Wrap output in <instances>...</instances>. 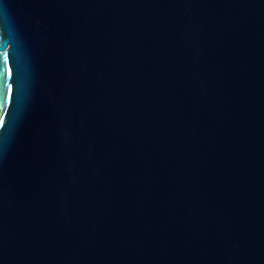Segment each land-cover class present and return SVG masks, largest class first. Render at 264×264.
I'll list each match as a JSON object with an SVG mask.
<instances>
[{
    "label": "water",
    "instance_id": "obj_1",
    "mask_svg": "<svg viewBox=\"0 0 264 264\" xmlns=\"http://www.w3.org/2000/svg\"><path fill=\"white\" fill-rule=\"evenodd\" d=\"M0 264H264V0H0Z\"/></svg>",
    "mask_w": 264,
    "mask_h": 264
}]
</instances>
